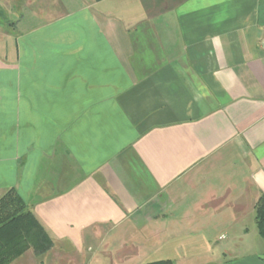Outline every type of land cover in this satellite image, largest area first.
<instances>
[{
  "label": "crops",
  "instance_id": "crops-1",
  "mask_svg": "<svg viewBox=\"0 0 264 264\" xmlns=\"http://www.w3.org/2000/svg\"><path fill=\"white\" fill-rule=\"evenodd\" d=\"M60 1L0 56V198L53 240L12 264H264V0Z\"/></svg>",
  "mask_w": 264,
  "mask_h": 264
},
{
  "label": "trees",
  "instance_id": "trees-1",
  "mask_svg": "<svg viewBox=\"0 0 264 264\" xmlns=\"http://www.w3.org/2000/svg\"><path fill=\"white\" fill-rule=\"evenodd\" d=\"M256 221L259 235L264 240V196L256 207ZM52 247L53 240L17 190H8L0 198V264H12L30 250L42 256Z\"/></svg>",
  "mask_w": 264,
  "mask_h": 264
},
{
  "label": "rangeland",
  "instance_id": "rangeland-1",
  "mask_svg": "<svg viewBox=\"0 0 264 264\" xmlns=\"http://www.w3.org/2000/svg\"><path fill=\"white\" fill-rule=\"evenodd\" d=\"M39 1H41L42 5L46 7L51 3V0H0V56L9 57L8 61L12 60V57L16 56L17 52V38L14 35L13 27L19 20H21L24 13H26L28 9L37 6ZM57 2L61 1L57 0ZM54 4L55 3H53V5ZM7 35H10V37L4 44L2 39H6ZM3 44L5 45L4 48L2 46Z\"/></svg>",
  "mask_w": 264,
  "mask_h": 264
}]
</instances>
